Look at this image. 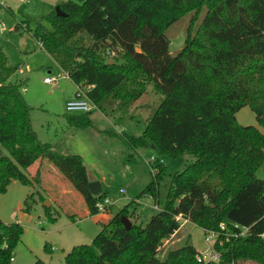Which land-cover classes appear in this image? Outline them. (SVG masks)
<instances>
[{
  "label": "trees",
  "instance_id": "1",
  "mask_svg": "<svg viewBox=\"0 0 264 264\" xmlns=\"http://www.w3.org/2000/svg\"><path fill=\"white\" fill-rule=\"evenodd\" d=\"M56 7L63 16L50 12L42 19L51 28L37 23L31 37L95 111L126 113L147 84L161 96L140 136L108 134L133 150L153 147L169 158L192 157L170 175L161 209L144 225L135 222L136 207L128 202L90 245L72 247L64 264H194L197 252L187 243L157 258L162 241L179 229L177 216L202 230L221 223L248 229L244 237L215 247L220 259L207 264H264V187L255 177L264 161V134L234 117L246 107L264 130V0H66ZM184 15L190 17L182 46L170 54L165 31ZM107 51L115 56L109 59ZM14 71L0 50V194L11 180L31 186L20 170L45 160L82 197L87 214H97L94 204L106 192L90 195L81 157L37 140L20 84L7 83ZM92 112L67 114L66 121L89 126ZM152 169L140 195L156 200L163 167L155 163ZM38 177L36 171L33 179ZM21 233L17 223L0 224V264H10Z\"/></svg>",
  "mask_w": 264,
  "mask_h": 264
},
{
  "label": "rangeland",
  "instance_id": "2",
  "mask_svg": "<svg viewBox=\"0 0 264 264\" xmlns=\"http://www.w3.org/2000/svg\"><path fill=\"white\" fill-rule=\"evenodd\" d=\"M64 1L66 0H0V50L6 57L7 64L15 68L7 83L20 84L21 96L31 108L29 119L37 140L49 144L54 151L60 150L57 147L60 144L63 154L79 155L85 166L87 179L100 183L101 191L106 192L105 199L109 206L104 212L89 216L82 197L45 160L38 162L39 166L42 165L39 167L40 171L37 170L39 177L36 179H33L35 173L32 166L20 170L31 181V186L24 187L16 180H11L5 192L0 194V224L18 223L22 229L19 241L12 249L10 264H34L36 260L43 264H64V256L72 247L90 245L105 224L103 222H108L110 213H116L128 202L136 207L135 222L144 225L156 212L151 209L153 204L161 209L170 175L192 160L190 156L169 158L154 150L133 151L117 137L108 134V131L113 134L125 131L140 136L146 118L161 98L154 93L150 84L145 86L144 94L124 114L112 112L105 115L92 110L89 126L76 127L68 124L65 117L67 114L78 115L64 110V104L73 100L75 85L31 37L37 23L46 29L51 28L42 18ZM189 17L190 15L182 16L165 31V35L170 38V54L181 48L182 32ZM46 78L57 80L44 84L43 80ZM235 118L240 126H253L264 134L248 108H241ZM2 153L7 156L3 149ZM150 155L161 157L163 161L162 172L156 180V200L140 195L155 173L150 172L152 167L146 165ZM255 177L258 181H264V163ZM120 189L124 194L119 193ZM29 196L30 207L24 212L23 202ZM178 222L177 233L163 240L159 247L157 258L160 261L169 251L179 249L186 243L197 253L211 250L213 241L205 243L202 229L190 222ZM217 247L221 248L222 243ZM237 264L257 263L244 261Z\"/></svg>",
  "mask_w": 264,
  "mask_h": 264
},
{
  "label": "built area",
  "instance_id": "3",
  "mask_svg": "<svg viewBox=\"0 0 264 264\" xmlns=\"http://www.w3.org/2000/svg\"><path fill=\"white\" fill-rule=\"evenodd\" d=\"M16 1H22V0H16ZM39 45V48L42 49L41 45ZM115 52L113 51H107L106 55L109 59L114 57ZM67 78V76L65 75ZM52 81H55V79H49L46 78L43 80L44 83H50ZM76 90L74 93V97L72 101L66 102L64 104V110L66 113H75V114H84L89 113L92 110H94V106L87 100L85 97L84 91L79 87L75 86ZM89 87H87L88 89ZM162 159L159 157H154L150 155L146 161V165L149 167H152L153 164L158 163L162 164ZM150 172H154L153 169H150ZM154 174V173H153ZM120 194H124L123 190H119ZM109 206L108 200L105 198L101 201H97L94 204V208L98 213L104 212L106 208ZM152 210H158L156 204H153L151 206ZM137 215V212H136ZM176 220H182L180 216L175 217ZM204 233V241L205 243H208L210 240L213 241V246L211 250L207 249L204 252L196 253L194 255V264H207V263H217L220 259V254L215 251V247L218 245H221V243L228 242L230 239H237L240 237H244L248 229L246 227H240L235 223H230V225H225L223 223L219 224L217 226V229H206L202 230ZM260 238L264 239V234L260 235ZM216 245V246H214Z\"/></svg>",
  "mask_w": 264,
  "mask_h": 264
},
{
  "label": "water",
  "instance_id": "4",
  "mask_svg": "<svg viewBox=\"0 0 264 264\" xmlns=\"http://www.w3.org/2000/svg\"><path fill=\"white\" fill-rule=\"evenodd\" d=\"M54 12H55L56 16H63V14L59 11L58 7H56L54 9ZM106 63L107 64H112L113 61L108 60ZM151 149L153 150V147H151ZM258 183L261 186L264 187V181H258ZM87 189H88L90 195L93 196V197H97L101 193V187H100L98 182H89V183H87ZM120 221H121V224L123 225V227L125 229H129L130 228L131 223L129 222L128 219H126L124 217H121Z\"/></svg>",
  "mask_w": 264,
  "mask_h": 264
},
{
  "label": "crops",
  "instance_id": "5",
  "mask_svg": "<svg viewBox=\"0 0 264 264\" xmlns=\"http://www.w3.org/2000/svg\"><path fill=\"white\" fill-rule=\"evenodd\" d=\"M63 74H65V73H63ZM55 79V81L57 80L56 78H54ZM44 83V82H43ZM44 84H49V83H44ZM237 113V112H236ZM236 113H235V115H234V117H236ZM235 121H236V118H235ZM237 123V122H236ZM54 145H56V144H54ZM57 147H59V149L60 150H58V152H60V153H63V150H61V149H63L62 147H61V145L59 144V146H57ZM133 150V149H132ZM133 151H136V150H133ZM79 156V155H78ZM80 157V156H79ZM264 163V161L262 162V164ZM35 164V165H34ZM262 164H261V166H262ZM42 164H40V166H41ZM32 166V169H33V171H34V173L38 170V171H40V169L41 168H39L40 166H39V163L38 162H35V163H33L32 165H30L28 168H30ZM261 166L259 167V169L258 170H260L261 169ZM182 167V166H181ZM51 173H53V172H51ZM11 182V181H10ZM89 182H95V181H92V180H88V183ZM99 183V182H98ZM100 184V183H99ZM101 187V186H100ZM137 212V211H136ZM86 213H87V211H86ZM114 213L115 212H112V213H110V215L108 216V220L114 215ZM96 215V214H95ZM183 221V224L184 223H186V222H188V221H185V220H182ZM103 223H106V222H103ZM18 224V223H17ZM182 224V225H183ZM182 225H180V227L182 226Z\"/></svg>",
  "mask_w": 264,
  "mask_h": 264
}]
</instances>
